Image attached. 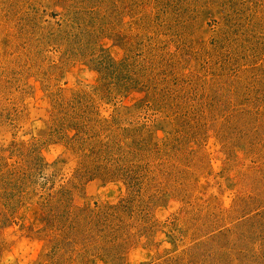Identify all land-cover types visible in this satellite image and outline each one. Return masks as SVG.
Returning a JSON list of instances; mask_svg holds the SVG:
<instances>
[{"label": "rangeland", "instance_id": "1", "mask_svg": "<svg viewBox=\"0 0 264 264\" xmlns=\"http://www.w3.org/2000/svg\"><path fill=\"white\" fill-rule=\"evenodd\" d=\"M0 264H264V0H0Z\"/></svg>", "mask_w": 264, "mask_h": 264}, {"label": "trees", "instance_id": "2", "mask_svg": "<svg viewBox=\"0 0 264 264\" xmlns=\"http://www.w3.org/2000/svg\"><path fill=\"white\" fill-rule=\"evenodd\" d=\"M105 64V63H104ZM105 76H106V74H105Z\"/></svg>", "mask_w": 264, "mask_h": 264}]
</instances>
